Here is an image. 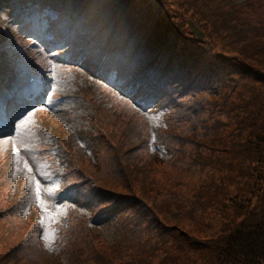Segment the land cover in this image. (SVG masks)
<instances>
[{"label": "trees", "instance_id": "1", "mask_svg": "<svg viewBox=\"0 0 264 264\" xmlns=\"http://www.w3.org/2000/svg\"><path fill=\"white\" fill-rule=\"evenodd\" d=\"M83 1L87 0H0V12L73 3L72 13L65 17L72 22L71 33L58 44L65 46L75 38L82 44L68 57L76 60L95 48L96 40L105 39L108 52L102 56V68L108 60L113 75L122 81L131 78L138 104L169 114L158 139L136 115L117 125L120 141L112 158L123 170L127 191L100 190L105 202L100 216L116 219L120 233L114 245L88 243L94 264H264V0H232L237 16L230 18L233 26L229 23L225 32L230 31L236 47L223 30H213L216 16L210 9L193 21L207 38L199 41L191 28H183L182 16L168 10H148L149 27L140 18L127 19L128 25L122 22L126 9L131 17L132 6L144 0H122L119 22L127 30L111 28V13L102 20L96 10L86 13ZM110 12L119 13L114 8ZM79 21L92 25L74 34ZM177 22L181 30L174 28ZM99 24L101 28L90 30ZM0 58V89L9 90L18 73L3 51ZM185 97L196 103L187 136L172 131L180 120L172 113L181 109ZM130 130L135 133L129 135ZM130 139L136 148H159L174 162L188 163L200 184L182 191L185 182L172 171V161L161 159V167H155L143 156L127 158L123 143ZM156 173L160 181L151 179ZM172 221L185 229L172 226ZM78 263L91 264L86 259Z\"/></svg>", "mask_w": 264, "mask_h": 264}, {"label": "rangeland", "instance_id": "2", "mask_svg": "<svg viewBox=\"0 0 264 264\" xmlns=\"http://www.w3.org/2000/svg\"><path fill=\"white\" fill-rule=\"evenodd\" d=\"M124 3L122 0H87L80 4L86 13L91 14L95 10L98 11L100 20L105 14L111 13V18L108 20L111 21L109 24L111 28L114 26L117 30L119 26L121 30H127V27L119 22L124 11ZM161 3L164 5L159 7ZM131 5L130 3V7ZM151 5L155 6L151 7ZM177 7L184 12H180ZM34 8L26 7L27 12H23L21 20H17L15 16L6 18L0 15V39L3 34L6 36L2 25L8 20L12 23L18 21V26H24L29 30L27 34L35 42L31 46L33 52L41 47L53 46V41L58 42L63 36L67 38L66 32L72 30L70 24L64 27L62 20L59 21L56 18V12L46 5L40 12ZM113 8L119 11L117 15L110 12ZM207 9L212 10L216 16L213 24L211 23L214 26L213 30H223L222 34L227 36L229 42L236 47L230 31L225 32L229 23V28L233 26L230 18L237 16L232 0H144L143 3L136 2L132 6L131 17L127 16L126 9L122 22L128 25L127 19L140 18L149 27L151 15L148 14V10L158 12L168 10L171 15L175 12L181 15L183 18L180 21L181 25L185 30H189L188 24L191 21H198L200 16L205 17ZM191 15L194 17L191 18ZM48 21L58 26L57 28L52 27V30H56L55 34L58 38L52 34L51 30H46ZM88 22L76 23L73 33L87 30L84 26ZM99 25L101 28L102 24ZM173 26L176 30H181L179 22ZM33 37L37 38V42ZM87 37H90V33ZM72 43L74 47L82 44V42H77L76 38ZM94 47L95 49L100 48L103 53L100 54L92 48L86 52V56H76V60L81 58L77 65H82L81 67L88 70L89 75H98L103 70L101 73L103 78L91 76L89 79L87 75L78 70L73 73L66 67L68 63L52 48L35 54L31 61L42 69V75L37 76L31 73L33 69L25 61L21 65V72L27 74L18 78L15 92L12 90L0 92V102H10L11 106H8V111H12L15 106L26 99L36 96L39 93L36 87L41 85L44 86V99L46 100L42 106L19 115L18 120H12V122L9 120L12 125L6 127L9 129H0L2 131L0 134L2 140L0 144V264H81L78 262L85 259L94 264L93 253L85 243L91 244L95 240L98 245L111 243L114 245L120 233L117 220L114 218L100 217L94 219L92 224V218L100 216L105 206L103 198L99 195L100 190L127 191L123 170L117 169L114 164L115 160L112 158L114 146L119 145L120 141L115 131L117 125L133 115H138L135 113L137 112L144 119L145 130L148 134L156 135L157 139L160 127L168 126L166 123L170 119L168 113L163 114L158 110L149 109L147 105L145 107L138 105L137 102L133 105V100L125 97L131 92L134 94L130 96L137 95L130 87L131 78L122 81L121 76L113 75L109 71L111 64L108 60L103 69L102 56L108 52V49L97 40ZM0 49L3 51L6 47L1 45ZM67 50H61L62 54ZM29 75L38 77L33 85L27 83ZM97 82L103 85H97ZM117 83L126 85V93L117 87ZM18 89L26 90L27 95L21 99L15 98ZM180 104L181 109H176L172 113L173 117L180 118L172 127V131L187 136L195 122L192 112L196 108V103L185 97ZM43 108H49L52 114L46 115L48 110ZM140 109L145 113H142ZM185 118L187 120L183 121ZM222 118L225 120V116ZM60 121H64L68 126ZM155 129L158 131L152 133ZM181 129L184 131L181 132ZM49 131L52 133L50 134ZM134 133V130L129 131V135ZM167 133L165 129L161 136L164 137ZM47 139L52 140L53 147L57 148L56 153L44 151ZM135 143L131 139L123 143L127 158L131 155L134 158L143 156L145 163L150 162V165L155 167H161L162 160L172 161V171L176 175L179 174L185 182L182 191L193 189L195 185L200 184V178L196 176L195 169L188 163L174 162L166 152L162 153L159 148H154L150 152L144 146L136 148ZM172 143L176 144L175 141ZM175 147L171 149L174 150ZM73 163H77L78 168L71 165L66 167ZM166 166V163L163 164V167ZM132 170L136 173L135 169ZM151 179L160 181L162 176L156 173ZM71 180H73L71 183L82 180L77 185L79 192L77 194L71 192L68 194L69 197L59 196L58 189L67 186L66 182ZM37 184L39 185V198H37ZM21 199L23 204H20ZM120 209L116 210L117 217ZM36 217L41 220L44 228L42 232L44 244L50 252L56 255L41 250L33 240L29 241L34 229L33 220ZM121 219L124 218L121 217ZM170 224L180 227L174 221ZM74 230L75 233L72 235Z\"/></svg>", "mask_w": 264, "mask_h": 264}, {"label": "water", "instance_id": "3", "mask_svg": "<svg viewBox=\"0 0 264 264\" xmlns=\"http://www.w3.org/2000/svg\"><path fill=\"white\" fill-rule=\"evenodd\" d=\"M190 26L194 35L197 36L198 39L203 40L205 38V34L195 25V23L190 22Z\"/></svg>", "mask_w": 264, "mask_h": 264}, {"label": "snow or ice", "instance_id": "4", "mask_svg": "<svg viewBox=\"0 0 264 264\" xmlns=\"http://www.w3.org/2000/svg\"><path fill=\"white\" fill-rule=\"evenodd\" d=\"M37 198H39V185L37 184Z\"/></svg>", "mask_w": 264, "mask_h": 264}]
</instances>
